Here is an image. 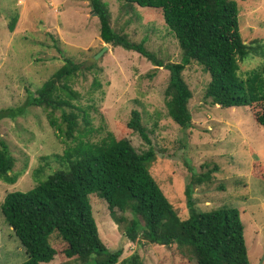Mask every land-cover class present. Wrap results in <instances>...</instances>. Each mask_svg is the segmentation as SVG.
<instances>
[{"label":"rangeland","instance_id":"obj_1","mask_svg":"<svg viewBox=\"0 0 264 264\" xmlns=\"http://www.w3.org/2000/svg\"><path fill=\"white\" fill-rule=\"evenodd\" d=\"M103 1L117 31L127 32L135 41L145 40L146 47L163 63L181 61L177 39L152 7ZM236 1L241 38L245 43L256 40L264 45V0ZM14 16L17 21L10 31ZM97 54L101 55L91 60ZM63 57L82 64L68 83L79 92L80 104L95 108L91 110L95 128L91 138L97 140L109 130L117 139H129L139 152L153 148L156 158L149 166L150 173L183 218L189 214L184 189L191 173L205 170L206 164L216 165L211 183L193 187L197 206L200 211L221 205L237 208L244 226L247 262L264 264V125L254 120L248 106L212 104L204 95L209 74L190 60L183 77L192 91L188 102L192 125L181 128L167 111L164 89L169 71L153 66L136 51L103 42L89 0H0V110H20L15 117H0V139L15 157L11 173L17 174L13 183L0 178V205L6 193L25 192L60 166L52 154L61 153L66 144L49 125L46 111L29 102L36 89L64 63ZM263 61L260 52H249L239 61V73L245 76ZM154 67L155 73L149 76ZM133 109L140 112L150 143L127 127ZM55 116H59L58 111ZM102 123L105 129L100 131ZM39 168L42 170L37 174ZM89 200L102 241L110 250L123 249L119 261L134 251L144 264H196L189 251L175 244L125 239L106 201L95 193ZM50 239L61 248L57 235ZM26 258L25 249L0 211V264H19ZM64 262L74 261L56 254L42 264Z\"/></svg>","mask_w":264,"mask_h":264},{"label":"trees","instance_id":"obj_2","mask_svg":"<svg viewBox=\"0 0 264 264\" xmlns=\"http://www.w3.org/2000/svg\"><path fill=\"white\" fill-rule=\"evenodd\" d=\"M89 1L103 42L136 51L153 66H164L169 71L164 89L167 111L181 128L192 125L188 107L192 91L183 77L190 60L209 74L204 95L212 104L248 106L254 120L264 125V61L246 71L245 76L239 73V61L249 52H260L264 58V45L256 40L245 43L241 38L236 0H122L129 6L152 7L156 16L163 17L182 54L181 61L169 63H163L149 50L145 40L135 41L127 32L117 31L111 25V12L105 1ZM16 21L17 16L12 17L10 31ZM63 62L36 89L29 102L46 111L49 125L66 144L61 153L52 154L60 166L31 189L6 193L0 205L4 221L27 255L19 264H42L56 254L74 261L63 264H144L134 251L119 261L122 247L110 250L102 241L92 214L91 193L106 201L125 239L175 244L189 251L196 264H248L239 210L221 205L200 211L193 196L194 186L212 182L217 166L206 164L205 170L191 173L184 189L189 214L181 217L150 173L149 166L156 158L153 148L139 152L129 139H117L109 130L97 140L91 138L95 130L91 110L95 108L80 104L79 92L68 83L82 64L69 57H63ZM156 69L152 68L148 75L152 76ZM57 111L59 116H55ZM18 112V108L2 109L0 117H15ZM126 125L150 143L138 110L131 111ZM104 129L102 123L99 130ZM15 161L6 142L0 139L3 181H16L17 174L11 173ZM52 234L60 238L61 248L51 244Z\"/></svg>","mask_w":264,"mask_h":264},{"label":"water","instance_id":"obj_3","mask_svg":"<svg viewBox=\"0 0 264 264\" xmlns=\"http://www.w3.org/2000/svg\"><path fill=\"white\" fill-rule=\"evenodd\" d=\"M91 12H92L93 15L96 16V13L93 11V7H92V6H91ZM40 28H43V26L40 25ZM103 47L106 49V48H107V45H104ZM101 54H102V53H101ZM101 54H99V55L97 54L94 58H91V60L96 59V58L99 57Z\"/></svg>","mask_w":264,"mask_h":264}]
</instances>
